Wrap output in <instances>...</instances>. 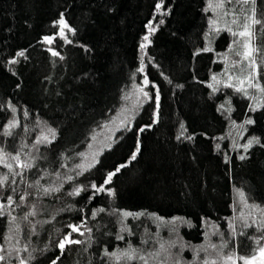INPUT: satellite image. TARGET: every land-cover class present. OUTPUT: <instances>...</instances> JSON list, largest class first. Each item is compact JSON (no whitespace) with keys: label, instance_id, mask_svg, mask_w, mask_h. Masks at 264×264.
<instances>
[{"label":"trees","instance_id":"1","mask_svg":"<svg viewBox=\"0 0 264 264\" xmlns=\"http://www.w3.org/2000/svg\"><path fill=\"white\" fill-rule=\"evenodd\" d=\"M209 1L0 0V147L55 132L26 150L30 167L0 156L6 263L152 264L160 251L161 264H231L220 260L224 244L248 252L264 241V225L242 229L233 214L240 193L264 212V0H255L258 106L234 88L213 90L226 46L209 42ZM144 78L147 98L111 147L74 172ZM66 236L80 243L61 249Z\"/></svg>","mask_w":264,"mask_h":264},{"label":"rangeland","instance_id":"2","mask_svg":"<svg viewBox=\"0 0 264 264\" xmlns=\"http://www.w3.org/2000/svg\"><path fill=\"white\" fill-rule=\"evenodd\" d=\"M208 3L211 17L208 36L210 35V37H212L209 42L212 45H218V48H223V45L226 46L222 57L218 58L221 62V70L212 74V86L215 90H219L220 88L224 87H231L236 91L237 89H243V91L240 92H243L244 94L246 93V95L250 97V100L254 106H258L263 100V89L258 77L259 64L256 57V23H253V20H257L255 4L253 5V0H247V2H245V0H210ZM253 8L255 13H253ZM61 20H63L64 24L67 25L65 27L64 24H61V33L64 34L69 26L64 19ZM245 25H248L247 29H245ZM242 31L250 32L251 36H240L239 33ZM222 32L227 33V38L223 37L219 39V36ZM232 33H236V35L233 36ZM249 50H251L252 55L246 56L245 52ZM213 77H215V79H213ZM142 80L143 81L141 84L135 85L128 93L124 104L120 108L119 112L114 116L112 121L101 131L94 134V137L87 145V148H85L81 153V164L78 166L76 165L73 168L74 172L76 171V173L79 174L89 168L88 165H93L102 149L110 143L113 133H115L119 127L123 126L127 120L134 115L140 104L147 98V96L143 94L146 92L144 89V85H147L145 82L146 78ZM228 95H230V93H228ZM234 129L235 126L228 130L227 135L229 137L235 135ZM239 133L240 132L237 133L236 138L233 141H236L240 138L241 134L239 135ZM51 134L52 133L50 131H42L39 133V136L35 139V141V137H29L25 142L21 143L19 141L14 146L9 147L11 149H8L4 144H2V148L0 147V156L5 157L6 159L10 158V161L22 167V165H26L25 161H28L26 150L31 148V152H33L34 145L37 146L36 142L50 139ZM33 141L35 143H33ZM4 148H7L9 151L5 150ZM64 179L68 180L69 178ZM100 189L104 192H112L111 189L107 187V185L102 186ZM234 200L233 214L236 216L235 220L238 222L237 224H240L242 229L250 222L258 225L259 227L264 225V212L261 209L251 206L246 201L245 197L241 196L240 194L236 195ZM83 225L84 224H79L76 227H83ZM230 227H232V230H235L234 224ZM73 237L74 235L72 238ZM209 246H212L211 249L213 251L218 250L214 244ZM245 248L246 247L243 249ZM262 248H264V241L258 243V245L255 247L253 246L248 252H241L239 251L238 247L231 246L226 243V245L224 244L222 252L221 250L218 251L220 254L223 253V256H221L220 260H222L224 263L244 264V261L240 259L241 257L251 258L255 256L253 264H264V257L260 255V249ZM161 253L162 252L160 251L158 252V257L154 259L157 262L154 261L152 264H161V261L159 260ZM0 256L4 257V259L0 261V264H21L22 261L24 264H26L22 259L17 261L12 259L13 261L10 260L6 263V254L4 255V253H2ZM230 256L231 259H229ZM121 258L122 257H119L118 261ZM131 259H133V257H131ZM167 262V264H171V261Z\"/></svg>","mask_w":264,"mask_h":264},{"label":"snow or ice","instance_id":"3","mask_svg":"<svg viewBox=\"0 0 264 264\" xmlns=\"http://www.w3.org/2000/svg\"><path fill=\"white\" fill-rule=\"evenodd\" d=\"M245 2H247V0H245ZM254 4H255V0H253V5H254ZM219 6H222V5H219ZM159 7H160V5H157V8H159ZM253 13H255L254 8H253ZM59 23L64 24L63 20H61ZM253 23H260V21H259V20H253ZM64 26L66 27L67 25L64 24ZM244 27H245V29H247V28H248V25H245ZM232 35L235 36L236 33H232ZM239 35H240V36H249V37H250V36H251V33L248 32V31H242V32L239 33ZM50 39H51V38H49V37H45V40H49V41H50ZM144 39L147 40L148 37L146 36ZM141 47H143V45H141ZM246 47H247V45H246ZM210 50H211L210 48H206V49H204V51H210ZM53 54H54V55H57V53H53ZM18 55H19V56H23L24 53H23V52H20V53H18ZM245 55H246V56H251V55H252L251 50L245 52ZM140 70L143 71V69H140ZM213 79H215V77H213ZM145 82L147 83V80H146ZM213 90L215 91V89H213ZM237 90H238V91H243V89H237ZM141 91H142V90H141ZM143 94H144L145 96L148 95L147 92H144ZM245 94H246V93H245ZM158 99H159V95H158V93H157V101H158ZM221 107H223V105H222ZM246 123L251 124V123H253V121L249 119V120L246 121ZM181 127H183V125H182ZM143 130H144V129H141L140 131H143ZM50 131H52L53 138H55V132H54V130H50ZM45 139H46V138H45ZM189 139H191V137H189ZM254 142H255V143H258L259 141L256 140L255 138H253V140L249 141V143H248L247 145L244 146L245 149L247 150V148L251 147L252 143H254ZM107 147H111V145L109 144V145H107ZM218 147H219V146H218ZM139 151H140V148L137 147V148L135 149V151L133 152V154H132V157H131L132 160H135V159H136V155L139 153ZM240 159L243 160V159H245V157H244V156H241ZM125 166H126V165H120V167H118V168L116 169V172H119V171H120V168H123V167H125ZM9 167H11V166L9 165ZM22 167H30V165H22ZM88 167L90 168V167H92V165L90 164V165H88ZM113 175H115L114 172H110V173H108V177H107V179L105 180V183H108V182L112 179V176H113ZM69 179H71V178H69ZM0 183H2V181H0ZM92 187H93V188H96V185H92ZM100 190H101L100 188H96V191H100ZM49 191H50L49 189H45V193H46V194H47ZM80 191H81L80 189H76V192H75L74 194H78ZM240 195L243 196V193H240ZM8 202H9V204L12 203V199H11V197H8ZM2 207H3V206L0 205V209H2ZM0 214H2V212H0ZM33 214H34V213H33ZM123 215H124V216H130V215H140V214H133V213H127V212H125ZM175 219H179V218H175ZM173 222H174V221H173ZM70 227H72V230H73L74 232H75V231H79V229H78L75 225H71ZM122 238H123V237H118V239H122ZM65 242H67V243H69V244H72V243H80V241L71 240L69 237L66 236V237H65V240H62V241L60 242V244H59V247H60L61 249H63V248L65 247ZM161 247H163V245H161ZM131 251H134V250H131ZM112 255H113V256H116L115 253H113ZM125 255L127 256L128 253H125ZM260 255H261L262 257H264V248L260 249ZM129 258H131V257H129ZM3 259H4V257H3V256H0V260H3ZM117 259H119V257H117ZM229 259H231V256L229 257ZM240 259H242V260L244 261V264H253V261L255 260V256H253V257H251V258L241 257ZM21 264H24V262L22 261ZM53 264H55V261H53ZM206 264H207V262H206Z\"/></svg>","mask_w":264,"mask_h":264}]
</instances>
